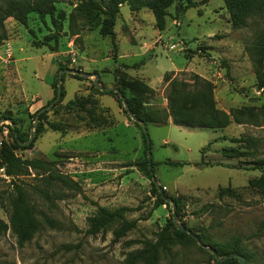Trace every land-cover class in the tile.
I'll list each match as a JSON object with an SVG mask.
<instances>
[{"label": "rangeland", "instance_id": "rangeland-1", "mask_svg": "<svg viewBox=\"0 0 264 264\" xmlns=\"http://www.w3.org/2000/svg\"><path fill=\"white\" fill-rule=\"evenodd\" d=\"M56 1L57 11L66 14L56 45L49 19L42 23L35 14L25 27L9 18L0 28V35L5 34L0 41L2 123L10 126L6 118L14 119L32 141L37 127L33 129V115L54 97L52 84L60 66L97 75L105 88H116L123 78L126 85L147 87L149 92L138 98L145 110L166 109L163 78L169 71L179 70L174 77L187 81L192 74L210 81L216 108L228 116L229 124L220 130L148 124L152 174L168 197L181 200L182 221L194 236L212 244L238 238L250 257L248 264H264V196L251 185L261 176L253 166L264 161V90L257 87L246 51L264 19L250 18L234 28L223 0H194L196 6L179 13L176 4L170 6L159 31L147 8L131 12L123 4L112 42L99 34L103 4L90 14L92 24L84 15L76 16L79 30L72 35L68 15L79 2ZM63 75L64 97L46 111L42 134L31 149L15 154L21 160L52 162L53 171L67 175L80 191L62 188L49 202L36 178L42 171L28 169L27 175L15 177L25 202L36 210L40 229L22 246L10 230L0 234V264H120L141 242L154 241L172 217L169 202L155 207L151 180L141 170L146 160L143 130L124 113L118 96L96 93L91 88L94 76ZM130 95L137 94L127 89ZM75 99L83 107L67 108ZM50 124L61 132L50 130ZM224 148L250 154L227 158L221 154ZM12 179L0 177V219L6 223L15 197ZM226 187L235 196L218 199V188ZM119 207L134 209L125 218L136 225L125 237L115 241L111 229L87 234L89 217L100 208ZM210 254L187 240L162 252L158 264H216Z\"/></svg>", "mask_w": 264, "mask_h": 264}, {"label": "trees", "instance_id": "trees-1", "mask_svg": "<svg viewBox=\"0 0 264 264\" xmlns=\"http://www.w3.org/2000/svg\"><path fill=\"white\" fill-rule=\"evenodd\" d=\"M75 1H78L79 3L68 15V28L70 33L74 35L77 34L79 30L76 25V16L84 15L88 23L91 22L92 24L94 21L92 22L90 20V14L92 12L99 11L103 4L105 17L101 21L99 34L104 37H110L112 42L114 40L113 28L115 25L116 14L119 11V7L123 4H126L131 12H136L144 7L147 8L152 13L154 17V25L159 31H162L165 27V18L168 16L167 10L170 6L176 4V13H179L182 8H191L196 6L194 0ZM223 2L234 28L242 27V25H244L250 18L258 17L260 19H264V0H223ZM56 3V0H0V28H2L3 22L9 18L25 27L27 26L29 16L31 14H35L42 23L46 22V18L49 19L55 29L53 39L55 40L56 45L59 34L63 28L62 22L66 19L64 11H57L55 6ZM4 39L5 34L2 31L0 41ZM113 46L115 45L113 44ZM54 49L55 48H53V50ZM246 51L252 62L257 87L264 90V27L257 33L255 41L246 47ZM62 70L67 69L66 67L60 66L59 72ZM64 76L65 75H62V81ZM57 80L58 78H56L52 84L54 97L47 103V105H49L56 97ZM123 80L124 78L122 81ZM122 81L118 83L116 89H118L125 98L131 113L135 115L139 121L145 123L146 126L148 124L165 125L168 123L169 118L174 126L190 129L220 130L229 124L228 116L216 108L212 83L196 74H192L189 81L176 78L172 75V73L164 75L163 82L167 84L165 97L167 101L166 109L145 110L138 98L146 92H149V89L145 86H140L137 83L135 84L136 87L132 86L134 84L126 85L125 82L122 83ZM91 88L96 93L118 96L113 91H99L93 83ZM133 88L136 89L134 90ZM127 89L137 95L127 96ZM63 97L64 91L61 84V94L58 103L61 102ZM74 105L83 107L82 103L76 99L74 101H69L66 104V107L71 109ZM55 106H57V104H55L54 107ZM39 110L34 113V118ZM46 113L47 112L45 111L38 116V124L35 128L33 140L29 144H26L29 137L16 127V121L14 119H10L9 117L6 118L11 122V125L9 126L11 140L3 144L1 151L2 160L0 165H4L6 175L13 178L12 187L15 192V197L9 205L8 223L0 219V234L10 230L15 235L19 246L29 242L39 231L40 227L36 218V210L34 207L29 206L25 202L24 193L21 187L16 184L14 179L15 177L27 175L28 169L42 171V173L38 174L36 178L40 186V194L46 201L49 202L52 201L53 196L62 191V188H67L73 192L80 191L79 185L67 175L53 171L51 168L52 162L39 159L21 160L15 154L18 150H26L33 147L34 141L38 135H41L43 132L42 118L46 115ZM124 113L127 114L125 110ZM1 118L3 117H0V119ZM49 129L61 132V129L52 124L49 125ZM142 139L146 150V140L148 139V136L143 131ZM208 147L209 145L206 148ZM206 148L201 150L202 154ZM221 154L227 158H240L242 156H248L250 153L234 148H224L221 150ZM263 163L264 161H257V163L253 166V170L259 171L261 176L252 181L251 185L259 190L264 196ZM167 164L171 166L179 165V163L175 162H169ZM152 166L151 162V168L148 169V162L146 158L141 170H143L146 176L151 180V193L156 197L155 207L161 205L169 206L170 204L165 200H171L175 204L174 215L176 216L177 221L181 226L185 227V224L182 221L183 205L181 200L179 198L168 197L164 190L159 193L158 189L152 182ZM224 196L234 197L235 193L232 189H230V187L218 188L217 198L222 199ZM132 211H134V209L127 207H119L114 210L100 208L93 216L87 219L88 228L86 232L89 235H97L111 229L114 240L118 241L135 228L136 222L134 220L129 221L125 218V215ZM170 212L172 216L171 219L168 220L164 227L159 230L156 234L155 240L141 242V248L126 254L124 260L120 264H158L161 253L168 252L171 246L178 243L181 244L187 240L195 243L194 239L190 235L179 231L176 228V225L172 220L174 216L172 214V210ZM45 221L53 227V223L48 218H45ZM190 233L193 235L191 231ZM197 238L203 245L209 246L212 250H214L219 259L225 258L222 262H219L212 254H210L209 257L214 260L216 264H239L236 256L243 257L247 264L250 262V257L245 249L241 247V241L238 238H235L226 244H212L206 241L207 239L202 235H197Z\"/></svg>", "mask_w": 264, "mask_h": 264}, {"label": "water", "instance_id": "water-1", "mask_svg": "<svg viewBox=\"0 0 264 264\" xmlns=\"http://www.w3.org/2000/svg\"><path fill=\"white\" fill-rule=\"evenodd\" d=\"M63 74L81 75V76H84V77L94 76V77H95V80L93 81V85H94L99 91H105V92L113 91L115 94H117L118 97H119V99H120L121 102H122V105H123L124 110L127 112L128 116H129V118H130L134 123H138V124L141 126L143 132H144L145 134H147V127H146L145 123H143L142 121H139V120L135 117V115H133V114L131 113V111H130V109H129V107H128V104L126 103L125 98H124L123 95L119 92L118 89H116V88H105V87H102V86L99 84V82H98V77H97V75L79 74V73H77V72L74 71V70H62V71L59 72V74H58V80H57V93H56V97H55V99H54L49 105H47L46 107L41 108V109L38 111V113H37V115H36V117H35V121H34V123H33V129H34V128L37 126V124H38V116H39L41 113H43V112L49 110L51 107H53V106L59 101V99H60V94H61V81H62V75H63ZM4 121H5L4 119H0V125H1L2 122H4ZM10 123H11V122H10ZM31 139H32V136H31L30 139L26 142V144H29L30 141H31ZM146 147H147V149H146V158H147V162H148V169H150V168H151V153H150V143H149V140H148V139L146 140ZM152 182L154 183V185H155L156 188L158 189L159 193H161V191H162L163 189H161V188L157 185L156 180H155L154 177H152ZM165 201H166V202H169V203L172 205V214L174 215L175 204H174L171 200H169V199H166ZM173 223L176 225V228H177L179 231L185 232V233H187L188 235H190V236L194 239V241H195L196 243H198V245H199L200 247L207 249V250H208V251H209V252H210V253H211V254H212V255H213V256H214L219 262H222V261L225 259V258H224V259H219V257L217 256V254L215 253L214 250H212L209 246L203 245V244L199 241V239H198L196 236H194V235H192V234L190 233V231H189L188 229H186L185 227H183V226H181L180 224H178L175 215L173 216ZM236 257H237V259H238V261H239V264H243V263H244V259H243V257H241V256H236Z\"/></svg>", "mask_w": 264, "mask_h": 264}, {"label": "built area", "instance_id": "built-area-1", "mask_svg": "<svg viewBox=\"0 0 264 264\" xmlns=\"http://www.w3.org/2000/svg\"><path fill=\"white\" fill-rule=\"evenodd\" d=\"M8 135H9V125L7 123H2L0 125V163L2 160L1 159V151L3 148V144L7 143ZM0 177L4 178L6 180L9 178H12L11 176L6 175L4 165H0Z\"/></svg>", "mask_w": 264, "mask_h": 264}, {"label": "crops", "instance_id": "crops-1", "mask_svg": "<svg viewBox=\"0 0 264 264\" xmlns=\"http://www.w3.org/2000/svg\"><path fill=\"white\" fill-rule=\"evenodd\" d=\"M174 47H176V46H174ZM179 70H173V71H169L168 73H171V72H174V75L173 76H176L177 75V72H178ZM167 124H172L171 123V119L169 118V120H168V123ZM173 125V124H172ZM176 127H178V126H176ZM125 167H122V169H117V171H116V175H120V173L122 172L121 170H123ZM111 171L113 170L112 168L110 169Z\"/></svg>", "mask_w": 264, "mask_h": 264}]
</instances>
